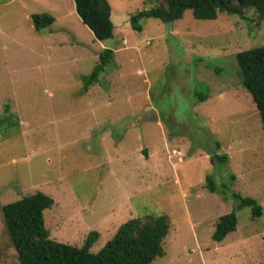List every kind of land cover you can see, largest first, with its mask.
I'll use <instances>...</instances> for the list:
<instances>
[{
    "label": "rangeland",
    "instance_id": "obj_1",
    "mask_svg": "<svg viewBox=\"0 0 264 264\" xmlns=\"http://www.w3.org/2000/svg\"><path fill=\"white\" fill-rule=\"evenodd\" d=\"M109 1L114 37L98 41L73 0H0V264H20L2 208L37 192L54 201L44 218L58 242L81 245L96 230L97 253L126 221L167 216L152 264H264V130L236 60L264 46V22L187 11L170 24L143 19L138 32L130 17L160 0ZM44 13L55 23L38 32L32 16ZM104 49L114 59L85 92ZM235 194L263 214L243 208L217 243Z\"/></svg>",
    "mask_w": 264,
    "mask_h": 264
},
{
    "label": "trees",
    "instance_id": "obj_2",
    "mask_svg": "<svg viewBox=\"0 0 264 264\" xmlns=\"http://www.w3.org/2000/svg\"><path fill=\"white\" fill-rule=\"evenodd\" d=\"M73 1L76 12L96 40L113 39L115 26L112 21L113 7L109 0ZM187 11H191L197 21H215L220 14H228L242 20L257 21V24L264 22V0H160L156 5L131 16L128 21L134 31L141 32L143 19L155 18L170 24L183 19ZM32 21L35 30L41 32L52 26L55 18L47 13L36 14L32 16ZM114 56L112 49L101 52L94 70L83 77L85 92L99 82ZM236 60L241 83L252 96L264 130V46L239 52ZM195 96L199 101H206L208 90L198 89ZM15 122L20 123L18 118H15ZM211 159L222 165L227 157L215 155ZM205 186L211 192L217 190L211 176L206 177ZM234 199L236 208L223 215L216 225L213 240L217 243L236 232L239 224L237 213L243 208L251 210L253 219L263 214V207L256 199L240 194H235ZM53 204L50 196L37 192L2 208L7 232L20 264H152L165 255L163 243L170 229L167 216L144 215L126 221L96 253L92 248L101 239V234L96 230L91 231L81 245L58 242L51 237L45 225L44 213Z\"/></svg>",
    "mask_w": 264,
    "mask_h": 264
}]
</instances>
